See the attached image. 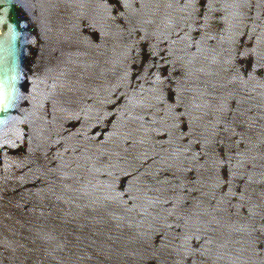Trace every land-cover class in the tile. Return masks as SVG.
Segmentation results:
<instances>
[{
    "label": "water",
    "instance_id": "95a60500",
    "mask_svg": "<svg viewBox=\"0 0 264 264\" xmlns=\"http://www.w3.org/2000/svg\"><path fill=\"white\" fill-rule=\"evenodd\" d=\"M0 264H264V0H0Z\"/></svg>",
    "mask_w": 264,
    "mask_h": 264
}]
</instances>
